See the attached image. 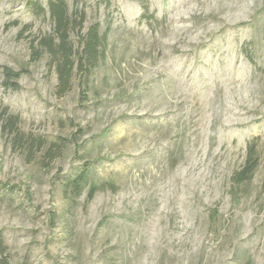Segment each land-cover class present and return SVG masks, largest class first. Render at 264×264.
<instances>
[{"label": "rangeland", "instance_id": "rangeland-1", "mask_svg": "<svg viewBox=\"0 0 264 264\" xmlns=\"http://www.w3.org/2000/svg\"><path fill=\"white\" fill-rule=\"evenodd\" d=\"M33 1L45 12L0 0V182L16 186L0 185V231L11 264H264V0H66L84 12V32L98 23L108 35L97 68L63 95L39 44L53 30L48 0ZM3 67L28 70L19 90L2 86ZM5 108L22 132L64 139L60 157L44 166V151L13 147ZM254 140L262 164L236 187ZM85 164L90 185L67 195Z\"/></svg>", "mask_w": 264, "mask_h": 264}, {"label": "trees", "instance_id": "trees-1", "mask_svg": "<svg viewBox=\"0 0 264 264\" xmlns=\"http://www.w3.org/2000/svg\"><path fill=\"white\" fill-rule=\"evenodd\" d=\"M75 4L85 0H74ZM107 5L111 0H99ZM31 4L39 13L45 10L40 2L31 0ZM48 11L53 24L51 33L43 36L39 41L41 52H47L55 66L58 75V94L67 93L72 85L73 78L80 75L83 78L92 73L98 66L101 59L105 56L107 50V35L100 32L98 23L91 25L85 32V14L77 8L70 11L66 0H48ZM77 32V44L71 40V34ZM40 57V50L34 51V58ZM28 70L22 69L15 71L10 67L2 68L3 81L2 86L5 89L19 90V78L27 73ZM80 99L86 98L81 93ZM4 119L3 131L12 139V145L15 148L27 149L31 154L37 151H44L42 164L49 166L57 158L66 144L65 140L60 138L58 141L48 142L44 137L26 134L20 130V118L18 116L8 114L5 108L2 113ZM68 142V141H67ZM80 146L75 147V153L78 152ZM263 161L262 153L259 150L257 140L250 142L247 146L246 159L243 166L237 170L232 176V183L236 187H240L249 183L254 177L256 171ZM91 164H85L84 167L76 171L72 177L66 180L64 184V192L73 197H79L83 190L91 183ZM9 189H16V186H8L0 182ZM98 190L96 184H91L89 190V199H92ZM218 216V209L212 211V217ZM0 264H11V254L5 243L4 235L0 231ZM23 264H29L27 260Z\"/></svg>", "mask_w": 264, "mask_h": 264}]
</instances>
